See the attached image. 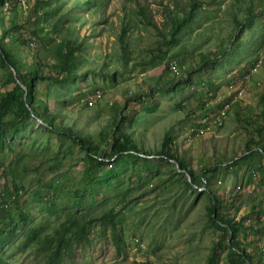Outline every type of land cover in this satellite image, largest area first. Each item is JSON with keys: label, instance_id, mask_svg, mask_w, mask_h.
<instances>
[{"label": "rangeland", "instance_id": "1", "mask_svg": "<svg viewBox=\"0 0 264 264\" xmlns=\"http://www.w3.org/2000/svg\"><path fill=\"white\" fill-rule=\"evenodd\" d=\"M202 1V7L190 0L0 3L13 58L24 69L40 62L37 86L49 85L48 106L80 138L50 131L33 116L17 118L23 91L0 66V100L12 97L0 106V127L9 125L12 135L0 137V202L9 199L6 191L16 194L12 208L11 199L9 209L0 208V264H43L34 255L36 243L59 224L63 205L86 217L114 205L115 228L92 227L87 244L75 245L62 264H205L211 253L215 264H244L235 254L240 249L264 264V154L227 166L245 149L264 146V66L251 75L242 98L235 99L227 86L240 83L237 70L250 66L261 50L264 0ZM174 19H181L175 31ZM63 39L73 54L71 78L65 79L52 51ZM225 50L229 57L215 69L197 68L202 55ZM167 60L177 63L178 73L167 68ZM96 91L101 99L88 105ZM228 100L223 123L197 134L201 115ZM114 124L148 160L129 150L116 161L109 149L111 164L93 174L83 159L86 147L100 154ZM259 124L260 134L251 140ZM168 147L200 180L208 178L204 186L187 183L186 169L159 157ZM207 192L218 196L223 217L240 224L237 246L229 231L210 221ZM33 227L37 231L26 236Z\"/></svg>", "mask_w": 264, "mask_h": 264}, {"label": "trees", "instance_id": "2", "mask_svg": "<svg viewBox=\"0 0 264 264\" xmlns=\"http://www.w3.org/2000/svg\"><path fill=\"white\" fill-rule=\"evenodd\" d=\"M4 1L5 0H0V3ZM190 2H191L190 3L191 6L196 4L202 7L204 4L202 0H190ZM140 11L143 17L146 19V21L149 24H152L153 22L147 16L146 12L143 9ZM180 20L181 19H174L173 31L178 30L180 26L179 24ZM263 25H264V21H263ZM237 30H240L239 25ZM240 36H241L240 32L238 34L235 33L234 38L238 39ZM5 38H7V31L6 29H4L2 25H0V66L9 69L10 78L15 80V87L21 89V91H23V94L25 90L27 92V94L24 95V97L22 94L21 99H19L18 101L20 111L18 112L16 111V117L18 118V116L22 117L23 115H26V117L28 118L30 116H33L35 118L40 119V123H42V125H44L48 130L58 133L59 135L64 134L67 136H72L77 141H80L79 135L73 129H71L70 126H64L62 121L58 119L59 118L58 115L53 113L51 111V108L48 106L49 85L46 83L41 85L40 87L37 86V83L35 82L36 78L42 76L38 71L40 62H38V64L36 63L31 64L28 68L24 69L22 67L23 66L22 63L18 61L16 58H13L14 57L13 53L9 51ZM172 39H174V37L169 38L170 41ZM13 40H17L18 43L21 44H25L26 42V39L22 37H14ZM46 44H49V42H46ZM160 48L161 46L157 47V50L160 51ZM52 51H54L58 57L57 73H59V75L62 74L63 79L71 78V74H72L71 58L73 57V54L71 50L70 41L68 39H63L57 42V44L53 46ZM228 54H229L228 50L219 51L216 53L208 52L205 55H202V58H200L199 67L197 68H203L205 66H208L211 70H213L216 68L218 64L221 63L222 58L229 57ZM257 55L253 59L252 63L256 60ZM252 63L247 68H242L239 71L237 70V77L240 78V76H242L243 73H246L250 69ZM166 66L168 68V62ZM65 71L67 72V74L63 75ZM53 78L59 79L58 77H53ZM198 80L202 84H206L208 87L211 86L209 82L206 83L200 78ZM209 81L211 80L209 79ZM228 84H230V82ZM21 85L25 86V90L22 88ZM11 100L12 97L10 96L3 97L0 100V106L4 109L7 106L8 102ZM110 102L107 101L106 105L112 104V102L111 103ZM106 105L104 106V108H107ZM263 118H264V111H263ZM261 127H262L261 124H259L258 127H255L254 133L250 137L251 140H253L252 138L255 134H260ZM11 136L12 135L9 132V125H3L0 127L1 138H7L8 140H10ZM167 136H168L167 137L168 141L172 140L171 136L168 133ZM166 142L167 141H165L164 143ZM83 146L85 147V145ZM86 148H87L86 153H84L83 159L87 162L86 165L90 168V170H92L93 174H97L98 172L105 171L106 167L111 164V162H109L110 161L109 158L111 157V155L107 154V151L109 149L113 152V156L115 157L116 161L119 160V157H121L125 151H129V150L131 155H133L135 158L139 159L143 163L148 160V158L146 157L147 153L145 151H141L134 144L131 138L128 137V135L122 133L121 129L118 127L117 124L113 125L110 141L105 148L101 149L100 154L96 153L95 148H91L90 146H87ZM173 148L175 149L174 145ZM253 154H260V155L264 154V146L262 144L257 143L256 147L245 149V151H243L241 155L234 156L231 159L232 161L228 163L227 166H230L232 162L236 163L241 160H246L249 157H251ZM159 157L161 159H167L168 161L170 160L176 161L179 168L186 169L188 171L186 173L191 178V181H188L186 179L187 183L192 182L194 184H197V186L200 188L201 186H204L208 180V178L206 177H203L200 180L199 177L195 175L194 171L185 164L184 160L181 157L176 156L175 153L172 152V150L169 147L167 151L162 148L161 152L159 153ZM0 166L3 167L1 163ZM249 180H251V178H249ZM262 183H264V180H262ZM205 190L207 189L205 188ZM6 192H7L6 194L10 196L9 199H11V201L13 200V205L11 204L12 206L10 207L9 206L4 207L0 202L1 209L2 208L7 209L8 207L12 208L16 202L15 192H13V190L12 191L9 190ZM207 194L213 201V204H211V206L209 207L210 221L213 223V225L216 228L221 230L223 233L229 231L232 237L233 246H237L238 245L237 237L241 232L239 229L240 224L231 221L229 217H223L220 213L221 205L218 196H215V194H213L212 192L211 193L207 192ZM1 209H0V231H4L5 226H3L4 223L2 219L3 217L1 216ZM114 210H115L114 205H111L109 209L102 210L99 214H90L86 217L84 213L82 211H78L77 208L72 209L71 206L63 205L62 207L59 208V211L57 212L58 215L62 217V219L58 222L59 224L53 228L51 233H46L42 237V239L36 243L34 255L36 257H40L43 264H62L65 258H69L73 254V248L75 245L87 244L89 238V231L92 227L97 225L99 228H102L103 230H106L109 226L110 228L111 227L115 228L113 223V220L115 218ZM8 231L12 232L10 228L8 229ZM36 231L37 228L33 227L31 232L26 234V236ZM237 249L239 250V248ZM235 254L244 264H258L254 262L250 254H247L243 249H240L238 253L235 252ZM215 262H216V256L214 253H211V255L209 254V256L207 257L205 264H215Z\"/></svg>", "mask_w": 264, "mask_h": 264}, {"label": "built area", "instance_id": "3", "mask_svg": "<svg viewBox=\"0 0 264 264\" xmlns=\"http://www.w3.org/2000/svg\"><path fill=\"white\" fill-rule=\"evenodd\" d=\"M20 3L25 4L29 3L32 0H18ZM264 66V44L260 50V52L257 55L256 60L252 63L250 69L243 73L242 76H240V83L238 85L234 83L228 84V91L233 94V97L235 99H240L245 94V87L247 83L250 80V77L252 74L258 71V68H261ZM168 68L172 73H178V66L177 63L174 60L168 61ZM101 93L99 91H96L90 99L87 100V104L91 105L93 104V99H101ZM110 102V101H109ZM111 103V102H110ZM230 108V102L224 101L215 111H212L213 113H203L199 119L198 126L196 128L197 134H206L216 128L217 126H220L223 121L225 120L227 116V112ZM4 207H7L10 205V202L3 201L1 202Z\"/></svg>", "mask_w": 264, "mask_h": 264}, {"label": "water", "instance_id": "4", "mask_svg": "<svg viewBox=\"0 0 264 264\" xmlns=\"http://www.w3.org/2000/svg\"><path fill=\"white\" fill-rule=\"evenodd\" d=\"M187 174V173H186ZM188 175V174H187Z\"/></svg>", "mask_w": 264, "mask_h": 264}]
</instances>
